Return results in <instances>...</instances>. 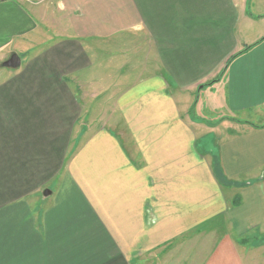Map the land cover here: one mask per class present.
<instances>
[{"label":"crops","instance_id":"obj_1","mask_svg":"<svg viewBox=\"0 0 264 264\" xmlns=\"http://www.w3.org/2000/svg\"><path fill=\"white\" fill-rule=\"evenodd\" d=\"M185 235L264 264V0H0V264Z\"/></svg>","mask_w":264,"mask_h":264},{"label":"rangeland","instance_id":"obj_2","mask_svg":"<svg viewBox=\"0 0 264 264\" xmlns=\"http://www.w3.org/2000/svg\"><path fill=\"white\" fill-rule=\"evenodd\" d=\"M84 91H86L84 89ZM88 94H91L93 91H87ZM86 93V92H85ZM94 100L93 98L91 99V101ZM98 100V99H97ZM200 106L198 105L197 108H199ZM197 111V110H195ZM196 114V113H194ZM83 118H81V121H86V119H84L85 115H82ZM81 116V117H82ZM88 117V115H87ZM204 229H206V227H204ZM206 232V231H204ZM190 236V237H189ZM202 238L204 240H202ZM206 237L205 236H191V235H185L182 238H180L179 240H173L170 241L168 243H166L165 246H163V249L165 248L167 251H173L171 254H168V256L166 255L165 257H160L159 255V251L156 252V250H154V253L152 254V257L150 259L149 256L143 257L141 256L139 260H137V264H181V262L183 261V264H187V262L190 261V258H180V254H176L175 251L177 250H182L183 252H187L190 254H193V251H200L205 249L208 246L207 241L205 240ZM250 243L252 245V248H255V246L257 245H264V239H263V244L260 242V240L258 239H251L250 238ZM259 248V247H256ZM264 249V247H263ZM185 256V255H184ZM179 261V262H178Z\"/></svg>","mask_w":264,"mask_h":264},{"label":"water","instance_id":"obj_3","mask_svg":"<svg viewBox=\"0 0 264 264\" xmlns=\"http://www.w3.org/2000/svg\"><path fill=\"white\" fill-rule=\"evenodd\" d=\"M20 60L16 54H12L7 61L3 63L4 67L15 68L19 65Z\"/></svg>","mask_w":264,"mask_h":264}]
</instances>
